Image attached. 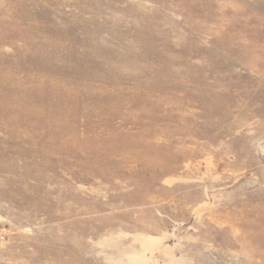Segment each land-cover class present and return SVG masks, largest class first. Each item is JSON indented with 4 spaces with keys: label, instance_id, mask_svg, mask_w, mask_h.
Segmentation results:
<instances>
[{
    "label": "rangeland",
    "instance_id": "rangeland-1",
    "mask_svg": "<svg viewBox=\"0 0 264 264\" xmlns=\"http://www.w3.org/2000/svg\"><path fill=\"white\" fill-rule=\"evenodd\" d=\"M0 264H264V0H0Z\"/></svg>",
    "mask_w": 264,
    "mask_h": 264
}]
</instances>
